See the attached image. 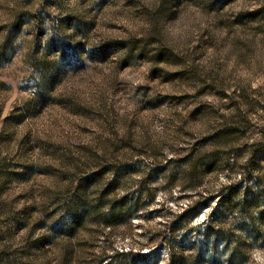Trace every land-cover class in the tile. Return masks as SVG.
I'll return each instance as SVG.
<instances>
[{"label": "rangeland", "instance_id": "1", "mask_svg": "<svg viewBox=\"0 0 264 264\" xmlns=\"http://www.w3.org/2000/svg\"><path fill=\"white\" fill-rule=\"evenodd\" d=\"M169 263L264 264V0H0V264Z\"/></svg>", "mask_w": 264, "mask_h": 264}, {"label": "trees", "instance_id": "2", "mask_svg": "<svg viewBox=\"0 0 264 264\" xmlns=\"http://www.w3.org/2000/svg\"><path fill=\"white\" fill-rule=\"evenodd\" d=\"M198 159H199V157H198ZM198 159L195 160V165H197L196 163H198ZM208 161L211 162L210 160H208ZM208 161H206V163H205V166H204L205 168H209V162ZM224 200H225V197H222L221 202L223 203ZM199 202L200 201H196V203H199ZM201 207H209V205H208V203H204ZM198 211H199V208L197 209L195 205L191 204L185 209L182 216H185V217L187 216L190 219H192L198 214ZM177 223L178 222L175 221V222L171 223V226H176ZM130 254H133V252L130 251ZM149 256H150L149 254H142L141 258L148 262ZM173 256L174 255H171L172 261L174 259ZM169 264H171V263H169Z\"/></svg>", "mask_w": 264, "mask_h": 264}, {"label": "snow or ice", "instance_id": "3", "mask_svg": "<svg viewBox=\"0 0 264 264\" xmlns=\"http://www.w3.org/2000/svg\"><path fill=\"white\" fill-rule=\"evenodd\" d=\"M201 219H203V217H201Z\"/></svg>", "mask_w": 264, "mask_h": 264}]
</instances>
